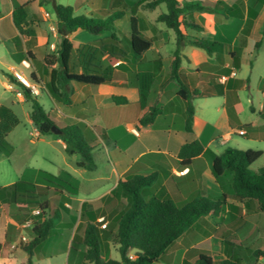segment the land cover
Here are the masks:
<instances>
[{
  "label": "trees",
  "instance_id": "trees-1",
  "mask_svg": "<svg viewBox=\"0 0 264 264\" xmlns=\"http://www.w3.org/2000/svg\"><path fill=\"white\" fill-rule=\"evenodd\" d=\"M54 8L57 18V31L60 37L58 50L44 56L45 67L50 69L47 88L52 97L64 105H71L75 94L74 83L99 86L115 79H127L129 84L139 88L140 100L135 103L139 111L144 107L148 88L152 76L163 68L161 58L154 61L150 68L141 69L140 74L132 70L140 64L147 51L152 47L154 38L144 35L137 14L140 6L155 10L164 4L166 10L161 12L157 21L176 34V48L170 68L169 80L177 82L180 86L178 96L186 103L187 131H193L195 114L194 99L200 97L199 91L191 89L187 83V76L182 72V50L191 44L205 50L209 55L223 58L227 53L232 56L235 65H239L240 57L235 51L227 48V44L213 41L201 36L203 26L196 21L195 13L208 9L204 0H131L126 5L131 8L128 20L130 22L129 46L124 47L116 33V19L123 17L122 11H105L103 17H93L76 14L71 5H64L59 0H45ZM226 16H243L240 7H228ZM28 3L16 5L12 12L13 24L16 32L12 33V40L19 46L23 33L35 35V30L28 23ZM82 29L88 31L95 38L90 43H85L77 49L76 61H72L74 44L70 34ZM30 47L33 45L29 41ZM19 52V61L22 59H35L31 49ZM103 57H105L103 59ZM103 60L107 61L103 65ZM119 62L118 64H116ZM79 67L81 71H77ZM9 81L20 87L22 94L32 102L30 118L38 128L40 134H53L52 126H59L40 101L33 95L30 88L20 81L15 80L8 71L0 69ZM31 80L39 82L35 73L30 75ZM219 95L223 91L218 92ZM115 101L128 102L124 96H114ZM159 109L154 107L140 119L147 125L155 120ZM230 119L238 121L232 108H228ZM16 118L7 107L0 106V128L7 131L15 124ZM233 123V122H232ZM249 124H241L248 128ZM62 133L58 135L65 143V152L68 155H79L76 164L80 168L93 171L97 168L94 156V142L97 139L98 129L85 122H77L60 127ZM15 147L5 138L0 139V152L10 157ZM208 153L212 159V173L216 180L223 186L229 184L232 196L243 203L248 211L264 213V166L252 168L253 164L262 156L261 150L238 149L228 147L223 153L216 154L210 149H205L199 140L183 144L178 156L182 164H190L191 160ZM227 172L230 175H227ZM36 179L21 178L9 185L0 186V203L8 208V215L12 223L23 226L29 223L28 231L31 239L20 244L32 257L35 251L53 238L55 233H60L59 225H68L71 229L82 217L86 218L85 230L82 236L74 234L71 240V249H78V245L86 247L83 261L78 264H158L168 263L170 256L166 249L196 221L213 213L219 215L225 204L226 194L213 200L202 194L196 195L192 200L179 206L157 180V173L150 175L126 173L118 180L112 195L128 200L124 208L119 210L115 222L116 230L100 227L98 218L100 213L88 209V203L81 205L71 196L77 194L78 187L72 180L68 171L56 175L44 169L36 171ZM230 177V178H229ZM118 193L120 194L118 196ZM56 198V199H55ZM122 198V199H123ZM54 200H57L55 203ZM69 204L70 206H68ZM80 205V215L76 207ZM35 210H39L37 214ZM110 224V223H109ZM107 224V226L109 225ZM58 228V229H57ZM70 233V230H68ZM116 240L119 259L106 258L103 255V243L108 238ZM227 246V244H225ZM4 244L0 241V254ZM230 252L226 259L216 261L211 255L201 254L192 264H240L242 257L247 264H257L258 259L264 260V248H257L251 252L255 257L252 261L240 247L229 246ZM134 258H131L130 255ZM28 264H32L31 258Z\"/></svg>",
  "mask_w": 264,
  "mask_h": 264
},
{
  "label": "crops",
  "instance_id": "crops-1",
  "mask_svg": "<svg viewBox=\"0 0 264 264\" xmlns=\"http://www.w3.org/2000/svg\"><path fill=\"white\" fill-rule=\"evenodd\" d=\"M204 1L208 9L194 14L196 21L203 26L201 36L209 40L232 44V51L239 55L240 63L235 65L232 56L227 53L223 58L207 53L206 56L201 55V66H199V63L194 62L193 57L189 55L185 56L187 63L184 62L185 54H182L181 70L186 74L190 88L199 91L200 97L196 100H203L194 104L193 131L186 130V103L178 96L180 86L173 80L161 81L163 88L158 90L159 106L148 101V93L141 111L135 106V103L140 100L139 88L130 85L124 78L99 86L74 83L75 94L73 103L69 106L55 100L48 88L42 91V93L47 91L55 103L49 113L59 127L82 121L98 129L94 150L101 145L105 148L109 162L101 180H106L109 184L102 193L84 199L78 194L80 181L72 177L78 190L77 194L71 196L79 201L80 205L83 202L90 203L105 198L107 201L105 205L108 204L107 214H99L98 220L102 217L105 220L109 216L105 222L111 225L115 222L123 197L113 196L112 191L116 188L118 180L126 173L142 174L156 169L157 180L162 181L168 192L176 185L178 191L186 197L202 194L217 200L223 194L227 195L222 212L218 216L209 213L199 218L191 228L172 243L173 247L167 253L170 256L169 262H158V264H192L201 254L211 255L215 260L217 257L220 260L226 259L230 247H227L222 239H218L214 231H220L228 220V226L235 228L239 224V217L251 214L255 217V214L259 213L248 211L243 203L235 199L231 192H227L216 180L212 173V159L208 153L194 157L190 164L185 165L181 163L182 160L178 156L181 146L193 140H199L205 149H210L216 154L223 153L228 147L246 146L248 147L246 150H261L263 154L260 158L264 156V0ZM36 2L37 0H10L6 8L0 9V45L7 46L13 60V62L4 61L0 55V65L6 67L4 71H10V68L15 65L23 67L18 54L26 51L25 47L21 51L18 50V46L12 40V33L16 32L12 12L16 5L28 3L30 8L34 7ZM228 7H240L243 16H226ZM221 15L224 19L219 17ZM81 34H83L82 29L70 34L74 44L73 62L76 61L74 52L79 45L95 38L85 35L84 40H75V37ZM35 56L37 58V54ZM35 59H30L33 65L31 74H39ZM42 60L41 66L45 71L44 57ZM76 70L81 71L79 67H76ZM136 71L142 73L139 68ZM233 71L237 74L233 75ZM161 75L162 70L152 76L154 83L161 79ZM223 75L228 77L227 80H221ZM6 78L7 81L3 82L4 86L13 90V83L7 76ZM169 81L174 82L172 89L175 93L171 97L166 94ZM40 88H42L41 85ZM221 90L223 94L219 95L218 92ZM205 91L209 94H205ZM17 96L22 101L26 99L21 90L17 91ZM114 96H124L128 102L115 101ZM0 106L9 108L15 117L10 106L2 103ZM152 107L159 109L155 120L147 125L142 124L140 119ZM228 108L234 110L238 121L230 119ZM241 124L250 126L245 128L241 127ZM37 134L42 136L38 128ZM240 137L251 139L255 143H243L239 141ZM56 142L65 150V143L59 136ZM260 158L254 163L256 168L264 166L263 161L259 162ZM37 170L38 168H26L22 171L21 178L36 179ZM184 170V174H179ZM14 182L16 181L10 180L0 185L5 186ZM28 225L29 223L23 226L12 223L8 208L0 203V241L4 244L0 258L5 249L12 255L6 258L4 264H14L16 257L12 253H15L21 245L22 237H26L22 231L26 230L25 226ZM80 226V220L71 229L64 224L58 226L61 230H70L67 248H70L71 240ZM191 231L194 233H190ZM199 231H201L200 234L196 233ZM188 234L190 236L187 238ZM26 238L28 241L29 238ZM75 264H78L76 259Z\"/></svg>",
  "mask_w": 264,
  "mask_h": 264
},
{
  "label": "rangeland",
  "instance_id": "rangeland-1",
  "mask_svg": "<svg viewBox=\"0 0 264 264\" xmlns=\"http://www.w3.org/2000/svg\"><path fill=\"white\" fill-rule=\"evenodd\" d=\"M125 1L128 2L131 0ZM9 2L10 0H0V9L2 10L3 8H6L9 5ZM59 2L64 5L73 6L76 14H84L93 17H103L105 14H107L105 11H110V13L122 11L124 14L123 17L116 19L115 22L117 26L116 33L120 38L121 45L128 48L130 38V22L128 20V15L130 14L131 8L126 5V2H121V0H59ZM165 10L166 6L162 4L157 6L155 10H149L143 8V6H140L137 12L140 17L142 32L148 37H153L154 42L152 47L145 54L143 61L134 69L136 70L139 68L141 70L148 68L149 66L151 68L154 65V61L159 58H161L163 64L161 79L155 83L154 80H152L148 88V101L154 102L156 106H159L157 103L159 100L158 90L163 88L161 87V81H166V79H168L173 53L176 48V34L174 30L167 28L163 23L157 21L159 14ZM219 17L224 19L222 15ZM28 23L34 28L35 35L32 36L30 34L28 35L23 33L21 35V42L18 46V50L21 51V49L25 47L27 51L30 47L29 41L33 42V45L30 47V49L33 53L37 54L35 66L39 69V74H35L40 85L42 86V88H40V93H33V95L37 96L36 98L48 112H51L55 106V103L47 91L42 93L43 90H47L49 69L45 67L46 70L43 71L41 64L43 62L42 58L46 54L55 53L58 50L60 43V37L57 31V18L52 4L50 2H46L45 0H37L34 7L29 8ZM200 34L202 35V32ZM85 35L92 36V34H90L88 31L83 30V34L76 36L75 40H84ZM226 44L228 45L227 48L232 51L233 45L228 43ZM83 45L84 44H80L79 47ZM33 48L34 50H32ZM77 49L74 52L76 57ZM8 52L9 50L5 44L0 45V55H2L4 61L13 62ZM182 54H185L183 56L184 62L187 63L185 56L189 55L193 57L195 60L194 62L197 61L199 66H201V55L206 56L207 52L191 44H187V46L182 50ZM106 64L107 61L103 60V65ZM0 66H2V70H6L5 66ZM15 66L22 70L27 77H30L32 68L30 69L17 65ZM193 70L195 71V69ZM4 81H7L6 75L0 72V103L10 106L13 113L15 114L16 121L15 124L7 131L0 128V139L5 137L15 147V150L13 155L10 157H6L4 154H2V152H0V184H4L3 182H8L10 180H19V178H21L23 175L21 174L22 171H24L26 168L32 167L44 169L56 175L61 174L63 171H68L71 173L73 178H76L80 181L81 185L79 187L78 194L81 198H92L102 193L109 184L106 180H101V177L107 171L109 162L103 145L96 147L94 150V155L98 166L97 169L89 171L78 167L76 162L79 159V155H68L65 150L62 149L61 144L56 142V139L58 138L57 134L45 136H39V134H37L36 126L30 120L32 102L27 99L23 101L20 100L17 96V91L21 90L20 87L16 84H12L13 90H9L4 86ZM168 84L169 86H167L166 94L171 97L175 93L172 89L174 82L169 81ZM205 94L209 93L205 91ZM199 101L203 100L195 99L194 104H197ZM238 139L239 141L247 144L255 143L251 139H246L243 137ZM251 146L254 147L253 145ZM246 148L248 147L242 146L238 149L246 150ZM262 161L264 162V156L259 160V162ZM252 168H256V166L253 164ZM155 170L156 169H151L145 174L150 175L154 173ZM227 175H230V173L227 172ZM223 187L227 192H230L229 184L224 185ZM169 193L172 199L179 206L184 204L186 201L192 200L196 196L192 195L186 197V195L178 191L176 185L170 189ZM119 195L120 194L118 193V196ZM54 201L55 203L57 202V200ZM106 202L107 201L105 198L99 201L90 202L88 203L87 208L96 210L100 214H107L106 209L108 204L105 205ZM125 204H128V200H124L123 198L122 204L119 205L118 209L121 210L124 208ZM76 208L78 210V214L80 215V205H78ZM255 215L257 217H254L252 214L248 216H242L241 218L239 217V224L235 228H230L228 226V220L224 223L220 231H214L216 237H218V239H222L223 243L227 244V247H240L246 252V255H248L252 261H255V257L250 251L257 248H264V213L259 212ZM108 219L109 216H107L104 221H107ZM80 221L81 226L78 229L77 234L82 236L86 225V218L82 217ZM116 225L117 223L113 222L112 225L109 224L107 228L103 229L115 231L117 228ZM200 232L201 231L196 233L200 234ZM60 233H55V235L52 236L53 238L45 242L38 251H35V254L32 257H30V254L26 252L20 245L16 252L12 253L14 257H16L14 264H28L29 258H31L32 264H75V259L78 263H81L83 261L86 247L77 244L78 249L76 250L69 247L67 248L66 245H68L70 238L69 231L62 229ZM190 233L194 232L191 231ZM22 234L28 237L29 240L31 239L28 228L23 230ZM189 234L187 238L191 235ZM172 245L173 244H171L166 249L167 253H169L172 249ZM117 247L118 246L115 238H108V240L103 243V255L106 258L111 257L119 259L120 254ZM10 256L12 255L7 252V249H5L2 257L0 258V264H4V262H6V258ZM241 257L242 261L240 264H247V260L244 259L243 256ZM218 258L219 257H217L216 261H220ZM256 263L264 264V260L258 259Z\"/></svg>",
  "mask_w": 264,
  "mask_h": 264
},
{
  "label": "built area",
  "instance_id": "built-area-1",
  "mask_svg": "<svg viewBox=\"0 0 264 264\" xmlns=\"http://www.w3.org/2000/svg\"><path fill=\"white\" fill-rule=\"evenodd\" d=\"M119 62H117L116 64H118ZM21 65L24 67V68H32V63H31V60L28 59V58H25V59H22L21 60ZM13 77L15 78V80L17 81H20L21 83H23L26 87L30 88L31 91L35 94H39L40 93V83L39 82H34L33 80H31L30 77H27L25 75V73L18 69L16 66H12L10 68V71H9ZM233 75H236L237 73L235 71H233L232 73ZM227 76L226 75H223L221 76V80L222 81H225L227 80ZM185 173V170L184 171H181L179 174H184ZM39 212V210H35L34 213L37 214ZM99 222H103L101 224V227L102 228H107V222L104 221V217L100 218L99 219ZM22 240L23 241H27V238L26 237H22ZM131 258H134V256L131 254L130 255Z\"/></svg>",
  "mask_w": 264,
  "mask_h": 264
},
{
  "label": "water",
  "instance_id": "water-1",
  "mask_svg": "<svg viewBox=\"0 0 264 264\" xmlns=\"http://www.w3.org/2000/svg\"><path fill=\"white\" fill-rule=\"evenodd\" d=\"M52 132H53L54 134L60 135V134L62 133V130H61V128H60L59 126H57V125H53V126H52Z\"/></svg>",
  "mask_w": 264,
  "mask_h": 264
}]
</instances>
